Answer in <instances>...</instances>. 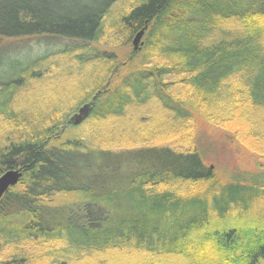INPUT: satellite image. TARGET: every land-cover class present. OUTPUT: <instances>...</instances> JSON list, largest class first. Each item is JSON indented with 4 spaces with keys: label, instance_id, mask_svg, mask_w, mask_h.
I'll use <instances>...</instances> for the list:
<instances>
[{
    "label": "trees",
    "instance_id": "trees-1",
    "mask_svg": "<svg viewBox=\"0 0 264 264\" xmlns=\"http://www.w3.org/2000/svg\"><path fill=\"white\" fill-rule=\"evenodd\" d=\"M103 39L132 45L127 60ZM24 40L50 49L9 56ZM237 107L264 141V0H0V175L21 171L0 200V264H32L37 244L40 264H260L264 176L221 179L194 138L154 143Z\"/></svg>",
    "mask_w": 264,
    "mask_h": 264
},
{
    "label": "rangeland",
    "instance_id": "rangeland-1",
    "mask_svg": "<svg viewBox=\"0 0 264 264\" xmlns=\"http://www.w3.org/2000/svg\"><path fill=\"white\" fill-rule=\"evenodd\" d=\"M107 39L102 40L99 48L101 50L104 49L116 53L121 62H124V60L126 61L132 51V45L124 46L121 41H116L115 43L114 41L111 42V40L108 42ZM142 39L141 37L137 48L141 46ZM47 49L50 48H46L44 44L41 46H34L31 43H27L26 40L21 42L9 41V56L11 57L24 56L26 54L32 55L35 51L38 52L42 50V52H44ZM126 73V67H122L118 75L114 79H111V86L117 84L121 76ZM46 84L47 83L34 85L33 89H42L46 91L50 83H48V86H46ZM170 90L173 97L187 100V91L184 86L176 85L170 88ZM242 112H244L242 107L234 108L230 113L228 112L230 115H224L220 120L206 118L200 115L199 112H196L194 113V117L189 121L185 131L178 135L171 133L166 135L155 133L154 143L159 145L166 144L172 147L179 146L181 148L187 147L194 138L196 146L200 150L204 165L210 166L213 172L221 179L231 180L237 178L250 181L260 178L264 176V141L256 139L249 134L246 129L247 117L244 116ZM73 115L74 113L70 114L71 117ZM149 119L150 118L146 119V124ZM113 121L112 119H108L105 120V122H100L96 126L100 127L102 133L105 135V133L113 131ZM149 124L148 122V125ZM123 146L126 145L120 142L116 146L112 145L106 147L114 148ZM116 158H119L117 166H120V163L123 162V168H119V173H122V169H126L129 163V157L126 155L119 157L118 154ZM126 180L127 179H123L124 182ZM43 250H45V246H39L38 244L31 246L29 251L30 263L40 264L38 261L42 260L40 258H42L41 255ZM141 261L142 257H128L122 255H109L107 257V262L109 264H140ZM85 264L93 263L86 262ZM260 264H264V261Z\"/></svg>",
    "mask_w": 264,
    "mask_h": 264
},
{
    "label": "water",
    "instance_id": "water-1",
    "mask_svg": "<svg viewBox=\"0 0 264 264\" xmlns=\"http://www.w3.org/2000/svg\"><path fill=\"white\" fill-rule=\"evenodd\" d=\"M143 35V30H140L133 38L132 44L133 48L136 49L137 45L139 43V40L141 39ZM92 103L87 102L84 103L76 113L70 118V121L73 124H79L83 120H85L91 111ZM21 177V171L19 169H9L5 172H3L0 175V200L5 194V192L9 189V187L15 185L19 178Z\"/></svg>",
    "mask_w": 264,
    "mask_h": 264
}]
</instances>
